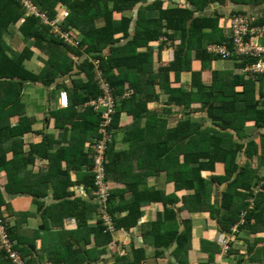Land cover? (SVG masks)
Instances as JSON below:
<instances>
[{
    "label": "trees",
    "instance_id": "obj_1",
    "mask_svg": "<svg viewBox=\"0 0 264 264\" xmlns=\"http://www.w3.org/2000/svg\"><path fill=\"white\" fill-rule=\"evenodd\" d=\"M31 1L50 22L56 21L63 34L68 33L73 42L68 43L64 37L55 34L52 26L43 19L27 16L20 1L0 0V103L6 104L8 101L12 106L10 114L18 113L19 116V123L12 127L8 116L0 112V135H6L9 139L14 134L31 129L25 124L27 117L19 112L24 107L22 99L29 91L26 83L31 84L29 88H32L34 94L29 98L38 96L39 99L44 93L46 99H52L56 93L67 91L68 106L54 112L57 117L56 125L69 123L73 129H85L96 134L89 142L92 150L90 171L93 194L95 144L102 136L100 115L92 108H84L82 105L102 93L94 71V62L99 61L100 70L111 84L113 94L118 100L113 120L106 126L111 140L105 158L106 178L111 189L108 211L115 220V230L125 228L127 220L121 221L117 218L122 210L116 205V194L112 192L109 179L110 151L120 132L124 139L129 140L130 145L134 139L156 149L153 159L158 162V171L164 172L165 176L173 180L177 191L193 192L184 197V200H192L199 208L207 206L208 210H213L210 212L211 218H216L214 213L217 210V193L213 194L212 190L217 184L219 187L224 184L225 187L219 195V208L224 211L219 219L223 233L230 234L236 225L237 233L245 229L254 231L252 227H256L257 222L264 218V200L262 195L256 197L251 208L249 198L253 193L248 191L252 189L254 179H262L258 168L252 162L254 153L264 155V140H261L264 134L259 135V142L254 139L247 140L252 134L251 131L264 129V76L242 74L243 68L252 59L246 55L222 58L212 54L209 47L224 44L228 41L227 38L217 44L214 35H211L212 39L204 34L198 37V32L206 26L202 20L187 22L190 19L185 18L189 13L187 10H161L158 18L148 20L143 25L136 23L133 35H130L129 18L122 19L121 24L115 26L113 14L129 9L135 0ZM60 5L70 10L67 18L62 21L58 20ZM99 19L105 20L104 26H97ZM186 22L190 25L187 26ZM15 24L20 25L19 31L23 35L24 43H29V46H25L20 53L10 50L9 55L4 35ZM170 29H180L182 41L175 46L173 61L167 62L163 60L162 53L168 42H161L156 50L152 43L162 36L172 40L173 36L167 32ZM232 43L231 41V49ZM36 51L47 56L39 74L24 67L25 61L32 59ZM219 59L235 61L234 68L226 71L215 70L214 62ZM196 62L201 67L199 70L193 68ZM155 67H158L156 78L151 80L150 76ZM207 71L211 72L208 76ZM183 72L190 73L188 87L180 82ZM172 74L176 78L171 83L173 86L167 89L168 97L163 108H149L153 101L161 100V94L154 88L155 84L169 83ZM126 92L129 94L122 96ZM197 95L200 99H195ZM173 112L180 114V118L171 126L165 116ZM143 118H146L144 126ZM144 128H149L150 136L143 130L138 131ZM242 158L245 159L243 163L240 160ZM217 165L222 166L223 174L216 173ZM258 166L260 167V163ZM156 195L163 196V193L158 191ZM153 200L162 201L165 209L169 210V205H173L178 198L136 199V209L142 203ZM93 201L97 226L92 231L96 245L100 244L101 249H105L106 245L114 244V235L104 232L105 227L98 218L100 206L94 195ZM76 210L80 208L76 207ZM127 210L132 219L130 226H134L135 220L141 215L140 209L135 212L130 206ZM201 210L205 211L203 207ZM82 217L84 216L79 214L77 216L81 220V231L88 227L86 218ZM5 224L7 225L6 222ZM9 233L16 240L11 230ZM191 239L189 231L183 234L177 232L171 242L177 244L176 252H181L188 250ZM162 240H158L159 244L163 243ZM222 242L229 247L227 253H230V240L220 238L217 244L221 249ZM88 243L90 244L89 241ZM205 243L207 246L204 249L210 256L219 252L215 244ZM15 250L21 254L18 245ZM0 256L6 258L4 263L11 264L2 247ZM127 256L118 264H132ZM239 263L240 261L237 264Z\"/></svg>",
    "mask_w": 264,
    "mask_h": 264
},
{
    "label": "crops",
    "instance_id": "obj_2",
    "mask_svg": "<svg viewBox=\"0 0 264 264\" xmlns=\"http://www.w3.org/2000/svg\"><path fill=\"white\" fill-rule=\"evenodd\" d=\"M58 8V20L62 21L67 18L63 13H69L70 10L61 5ZM174 9L187 10L189 13L185 18H190L187 22L203 21L206 28L198 32V37L204 34L212 39L211 35H214L217 44L226 37L229 48L231 40L228 35L234 18H253L256 23L264 24V0H135L129 9L115 12L113 21L115 26H119L122 19L129 18L130 35H133L136 23L143 25L148 20L158 18L161 10ZM104 24V19L97 22L99 27ZM213 25L215 28H212ZM19 27V24L10 26L11 31L4 35L9 55L10 50L20 53L25 46H29V43H24ZM167 32L173 36L172 40L162 36L152 46L156 50L161 42H168L167 48H164L166 53L163 52L162 57L171 62L175 46L182 41V31L170 29ZM15 36L18 37L14 39ZM46 59V54L36 51L32 59L25 61L24 67L39 74ZM234 62L219 59L214 62L213 67L217 71L231 70ZM193 68L199 70L201 67L196 62ZM157 70L158 67L153 69L151 80L156 78ZM94 71H100L104 78L99 65L95 66ZM210 73L207 71L206 75ZM242 74H245L243 70ZM189 77L190 73L181 74L180 82L185 87L190 83ZM175 78L172 74L169 83L155 84L154 88L161 94V100L153 101L149 108H163L168 97L167 89L173 86L171 83ZM26 84L29 91L22 99L24 107L19 112L27 117L25 124L31 129L14 134L9 139L6 135H0V217L14 234L16 240H13L17 242L20 255L29 264H118L127 255L132 264H237L239 261V264H264V218L259 222L254 221L258 224L252 227L254 231L245 229L239 233H223L219 219L224 211L219 208V195L224 184L221 187L217 184L212 190L213 194L217 193V210L214 213L216 218H211L210 212L213 210L202 206L205 210L202 211V207L196 206L192 200L185 201L184 197L190 192L177 191L173 180L165 176L164 172L158 171V162L153 159L156 149L134 139L130 145L129 140L124 139L120 132L110 151L109 179L112 192L116 194V205L122 210L117 218L121 221L127 219V224L125 223V228H119L112 238L114 244L106 245L105 249H101L100 244L97 246L92 231L97 222L93 214L90 171L92 150L89 144L96 134L85 129H73L69 123L56 125L57 117L54 112L68 106L61 99L62 92L56 93L52 99H32L29 98L32 95V88H29L31 84ZM195 99L200 98L197 95ZM7 102L0 103V112L7 115L12 127H15L19 123V116L18 113L10 114L12 106ZM165 117L172 126L180 118V114L173 112ZM145 119L142 120L143 126L146 124ZM141 130L150 136L149 128L138 129ZM251 133L247 141L254 139L259 142V135L264 134V129H256ZM254 154L252 164L258 168L262 179H254L252 189L248 191L253 193L249 198L251 208L256 197L262 195L264 200V155ZM240 160L242 163L245 161L243 158ZM217 172L224 173L221 165H217ZM158 191L163 196H157ZM175 196L178 200L169 205V210L165 209L162 201L154 200L144 202L136 209V199H170ZM130 206L135 212L139 209L141 212L134 226H130L132 219L127 210ZM76 207L80 210H76ZM78 214L86 218L88 227L85 230H80L81 220L77 218ZM186 231L191 234L190 247L176 252L177 244L171 240L177 232L183 234ZM222 237L230 240V253L224 254L217 244ZM159 239H163L162 244H159ZM205 242L215 244L219 252L210 256L204 249L207 246ZM76 253L78 254L74 255ZM5 260L0 256V264H7L4 263Z\"/></svg>",
    "mask_w": 264,
    "mask_h": 264
},
{
    "label": "built area",
    "instance_id": "obj_3",
    "mask_svg": "<svg viewBox=\"0 0 264 264\" xmlns=\"http://www.w3.org/2000/svg\"><path fill=\"white\" fill-rule=\"evenodd\" d=\"M27 11V16H35L44 20L46 24H50L53 31L57 35L64 37L65 41L72 43L68 33L63 34L61 28L56 21L50 22L48 17L41 13L39 8L33 4L31 0H18ZM68 12H64L63 16L67 17ZM229 38L232 40L233 48H229L226 43L216 46H210L209 51L212 54L220 55L222 58H228L233 56L246 55L252 59L251 63H247L243 69V73L251 75L264 76V24H256L253 18L236 17L231 22V29ZM98 83L102 93L97 97L88 100L82 106L84 108H92V110L100 115V127L102 136L95 144L94 152V197L98 201L100 206L99 220L105 227V233L115 230V223L113 217L108 211V201L110 198V185L106 178L105 158L109 142L111 140L109 134L106 131V126L113 120V116L116 112L117 96L113 94L111 84L103 78L101 74L97 75ZM126 92L124 95H128ZM61 99L64 104L68 103V93L63 91L61 93ZM9 228L5 224V221L0 218V246L8 256L11 264H28L26 259H23L20 254L15 250L17 242L11 239ZM233 233L238 232V226L236 225L232 229ZM217 240V239H216ZM222 250L224 251L227 246L222 242Z\"/></svg>",
    "mask_w": 264,
    "mask_h": 264
},
{
    "label": "rangeland",
    "instance_id": "obj_4",
    "mask_svg": "<svg viewBox=\"0 0 264 264\" xmlns=\"http://www.w3.org/2000/svg\"><path fill=\"white\" fill-rule=\"evenodd\" d=\"M17 34H18V33H17ZM17 37H18V36H15L14 39L17 38ZM7 38H8V37H7ZM8 40H9V38H8ZM11 43H12V42H11ZM11 43H10V44H11ZM157 48H158V47H157ZM169 50H170V48H168V51H169ZM163 52L166 53L165 50H164ZM97 65H99V61H96V62H95V66H97ZM99 74H101L100 71H98L97 73H95V75H96V79H97V75H99ZM32 95H34V94H32ZM41 96H42V97H41ZM37 97H38V96H36V97L33 96V97H31V98H32V99H37ZM39 98H40V99H46V98H45V94L42 93V94L40 95ZM226 250H229V247H227V248L224 249V251H226ZM224 254H225V253H224Z\"/></svg>",
    "mask_w": 264,
    "mask_h": 264
},
{
    "label": "bare ground",
    "instance_id": "obj_5",
    "mask_svg": "<svg viewBox=\"0 0 264 264\" xmlns=\"http://www.w3.org/2000/svg\"><path fill=\"white\" fill-rule=\"evenodd\" d=\"M255 23H256V20H255ZM256 24H258V23H256ZM54 32V31H53ZM229 34H230V32H229ZM228 38H229V35H228ZM230 39V38H229ZM231 40V39H230ZM232 41V40H231ZM226 44H227V46H228V43L226 42ZM229 47V46H228ZM110 191H111V189H110ZM110 197H111V194H110ZM110 199V198H109ZM109 202V201H108ZM114 223H115V220H114ZM115 227H116V224H115ZM117 233V231H115L114 233H113V235H115ZM17 246V245H16ZM15 246V247H16ZM1 247V246H0ZM19 253V252H18ZM21 256V255H20Z\"/></svg>",
    "mask_w": 264,
    "mask_h": 264
},
{
    "label": "clouds",
    "instance_id": "obj_6",
    "mask_svg": "<svg viewBox=\"0 0 264 264\" xmlns=\"http://www.w3.org/2000/svg\"><path fill=\"white\" fill-rule=\"evenodd\" d=\"M63 92V91H62ZM67 92V91H66Z\"/></svg>",
    "mask_w": 264,
    "mask_h": 264
}]
</instances>
